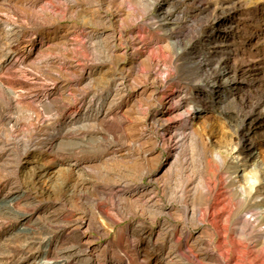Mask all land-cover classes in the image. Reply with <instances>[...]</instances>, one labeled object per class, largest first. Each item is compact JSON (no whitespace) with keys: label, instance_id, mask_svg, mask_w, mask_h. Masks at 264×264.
<instances>
[{"label":"rangeland","instance_id":"rangeland-1","mask_svg":"<svg viewBox=\"0 0 264 264\" xmlns=\"http://www.w3.org/2000/svg\"><path fill=\"white\" fill-rule=\"evenodd\" d=\"M196 61L213 69L197 70ZM218 62L229 69L225 84L222 76L208 78ZM0 79V199L10 190L26 191L22 206L32 204L39 217L27 224L34 225L32 234H23L27 225L0 211V264H37L38 242L63 235L59 223L74 217L90 223L82 230L83 247L96 248L93 256L102 263L157 264L161 257L165 264H206L185 230L202 235L222 263L240 264V257L264 264V243L255 236L264 229L258 216L264 193L255 192L264 171V0H0ZM9 87L20 97L17 108L7 106ZM182 91L188 104L182 111L194 112L189 125L171 104ZM99 106L117 116L77 135L67 132L75 114ZM11 116L20 125L13 128ZM166 123L195 135L197 145L180 138L168 146ZM55 131L61 135L47 151ZM199 148L204 157L221 156L222 173L235 161L238 173L249 177L242 184L245 199L237 186L222 184L223 206L232 207L222 235L210 221L193 223L187 216L182 195L192 205L205 203L192 186L171 196L190 163L207 170L198 166ZM43 168L50 174L40 176V193L25 188ZM141 185L156 187L163 212L130 195ZM240 214H256L254 231H242ZM172 231L176 253L135 254L150 233L169 245ZM67 235L58 247L78 241V233Z\"/></svg>","mask_w":264,"mask_h":264},{"label":"bare ground","instance_id":"bare-ground-1","mask_svg":"<svg viewBox=\"0 0 264 264\" xmlns=\"http://www.w3.org/2000/svg\"><path fill=\"white\" fill-rule=\"evenodd\" d=\"M206 56H208V55H204L203 58L207 59ZM10 63H12V64L16 63V60L14 59V57H12L10 59ZM208 64H210V63H208ZM208 64H207V62H204V61H202V62L196 61L194 67L197 70H205L207 72L208 69L209 70L213 69V68H210L209 66H211V65H208ZM215 68H217V69H216V71H214L213 75L207 74L208 78L212 79V81H215V80H217L216 78L222 76L224 80L221 82V84H225L229 80V77H230V76L228 77V72H229L228 66L225 63H219L218 62L216 64ZM0 85H3V82L1 79H0ZM3 86H5V85H3ZM7 90H8L7 91L8 95H9L7 106L17 108V106L20 102V99H19L20 97L18 96V93L15 92L11 87L7 88ZM201 91H203V90H201ZM182 95H183V91L178 93V95L174 98L173 103L171 102L172 100L170 102L173 105L175 111L181 110L180 115L183 116L184 118H186V121L189 125V123H190L189 117L194 112H191L189 109L182 111L183 107L186 105L185 102H183ZM206 96H207V98H209L208 94ZM199 102H201V101H199ZM107 103H109V102H107ZM195 105H196V103L193 102V105L191 107L194 108ZM4 116H6V115H4ZM116 116H117V113L111 107L101 108L99 106L96 110L86 109L82 114H75L74 115V117H73L74 120L72 121L71 125L68 126L67 132L72 129L73 132L76 133V135H77V134H80L81 128L92 127V125H95V127H96V126H98L97 124L100 123V121H103V123H105L104 121L110 120ZM9 123L11 124V126L13 128H15L18 125H20L19 124L20 119L14 118L11 116V118L9 119ZM175 126L176 125L168 128V124L167 123L164 124V128H165L164 136H165L166 144L168 146L178 145L181 141L180 138L186 139V142L189 140V143L192 142L193 144L197 145V139H196L195 135L187 134V131H185V130H184V132L181 130L182 132L178 133L177 132L179 130L178 126L177 127H175ZM13 128H11V129H13ZM60 135H61L60 131H55V132H53V134H51L49 136V138H47L49 141V142H46L47 143L46 144V150L47 151H49V149H51V147L53 146V143L57 140V138H59ZM252 146H253V144H252ZM199 151L201 153L200 154L201 159L199 161L198 166L202 167V168L203 167L207 168V170L206 171L205 170L204 171L194 170L193 168H195L197 165H195V164L193 165L190 163L189 166L187 167L188 170H186V171L183 170V172H182L183 178L181 181H179V184H177V187L171 193L172 194L171 196L178 197V195H180V193H179L180 189L184 190L185 188L192 186L191 190H194L195 194L198 193L200 195V197L205 200V203L203 205L200 204L201 205L200 207L197 206L198 204L192 205V204L188 203V201H187L188 195H187V197L185 195H182L181 199H183V201H185L184 202L185 203V205H184L185 210L184 211L186 212L187 216L191 219V221L193 223L201 224V223H204L206 221H210V223H212L211 224L212 229L214 230L215 234L222 235V233L227 230V228H226L227 226H225L224 220L227 221L229 219V217L231 216V213H232V209H231L232 207H230V208L228 207L229 209H227V208H224V206H223V205H225L224 203H226V201L228 200V196H227V191L223 188L222 184H225V186H226V184H229V185L233 184V186L234 185L237 186L235 189L239 188V192L241 193L242 198L245 199L247 197V193H246V188L244 186H242V184L245 183L244 181L249 180V177H248L247 173H245V174L238 173V169H237L238 166L236 165L235 161L232 162L233 165L229 167L227 173H225V174L222 173L221 166H220V164L222 163V158L219 154L204 157L203 152L201 151L200 148H199ZM47 174H50V170L48 168H43L41 170L39 169L38 172L35 174V177H34L32 184L31 185L27 184L25 188H28V189L32 188L35 190L36 193H40V176L43 177ZM163 177H160V178L158 177V178L154 179V181L157 184H160L164 179ZM257 182H258L257 185H259V186H258V188H256L255 192L256 193H259V192L264 193V171L260 172V179ZM218 186H221V188L217 189ZM130 195H132L133 198L137 197L135 200L138 204H142L144 200H147V202H152L154 206H157V209H159V210H161V212H163V208H161V206H160L162 199L158 196L155 186H151V187L149 186L148 187L145 185H141V186L133 189L132 193ZM26 196H27L26 191L21 192L18 195H14L12 193V191L10 190L8 193L5 194V196L3 198L0 199V211L8 210L10 213H13L15 215L16 220L22 224L27 225V224L32 223L33 221H35L39 217H37L38 215L34 211L35 208L31 206L32 204L28 203V204L22 206ZM263 197H264V195H263ZM36 198H37V195L33 197L32 203L35 204V202H37ZM69 199L70 198H68L66 196H65V198H63V202L65 203V205L68 204V202L70 201ZM179 199H180V197H179ZM193 199H194V196H193ZM221 205H222V207H221ZM105 213L106 212H104L103 214H105ZM258 213H259L258 214L259 218L264 219V209H262L261 212L259 211ZM225 215H227L226 219H224ZM255 215L251 214L250 216H247L244 214L243 215L240 214L238 216V218L241 222L240 228L242 229V231L243 230H251V231L255 230L254 221L252 220L253 219L252 217ZM105 216L112 223H115V219L110 217L107 213L105 214ZM34 223H36V222H34ZM89 225H90V223H88V220L85 218H82V217H77V218L74 217V219H72V220L64 219V221H61L59 223V226L64 231V234L69 232V235L66 234L68 237L71 234H77L78 233V235H79L78 241L76 243L70 242V243H68L69 245L67 247L60 248V247H58L59 240L61 238H63L64 234L58 235L55 237L52 235L50 236L47 233L49 236L42 238L41 241L38 242L39 247H41L43 250L40 253V255L35 257L34 260L36 261V263L37 264H131V260L125 261L122 258H120L119 260L109 259V260H106L104 263H102L93 256V252L95 251L96 248H93V249H91L90 247L84 248L83 247V246H85L83 244V239H84L83 234L84 233L82 232V230ZM34 229L35 228H34L33 224H32V226L27 225V227L25 229H23L22 233L23 234L26 233V234L31 235L32 231ZM184 231L185 230L182 231V235L183 236L186 235L187 237H190V238L192 237L194 239V244L193 245L191 244L192 245L191 248H193V250H195V251H197L203 255L202 259L206 262V264H225V263H222L223 260L221 261L220 258H218L214 255V252L210 253V250H208V243L205 241V239L202 235L192 236L191 234H186ZM141 232H142L141 235L145 234L144 230H141ZM186 232H187V230H186ZM170 233L171 234L169 235V242H170L169 245H165V244L160 243V242H155L154 241V234L150 233L149 235H147L145 237V240H146L145 244L142 243L141 245L135 246V254L140 259L144 256H151L156 250L165 251L166 249H168L169 250L168 254L176 253L179 250L178 244L173 243V240L175 238L176 233H175V231H172ZM26 236H28V235H26ZM255 236H257L258 238H261L263 240V243H264V229H260V228L257 229V234ZM120 245H122V244H120ZM183 248H185L186 253L190 251V246H187V243H185L183 245ZM228 248H229V245H228L226 239L224 238L223 239V249L227 251ZM251 249H252L251 247H249V249L247 248V250H249V252L254 251ZM124 252H125V254H127L126 250H124ZM188 259L189 258L187 257L186 260H188ZM248 259H244V258L239 257L238 261L243 263V264H247V263L249 264L251 262H249ZM164 261H165V258L159 257L156 260V263L157 264H165Z\"/></svg>","mask_w":264,"mask_h":264}]
</instances>
